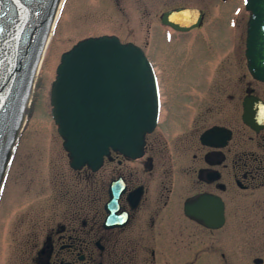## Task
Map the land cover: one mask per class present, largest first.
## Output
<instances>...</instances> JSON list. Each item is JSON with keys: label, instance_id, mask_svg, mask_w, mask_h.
Returning a JSON list of instances; mask_svg holds the SVG:
<instances>
[{"label": "flooded vegetation", "instance_id": "flooded-vegetation-1", "mask_svg": "<svg viewBox=\"0 0 264 264\" xmlns=\"http://www.w3.org/2000/svg\"><path fill=\"white\" fill-rule=\"evenodd\" d=\"M176 1L152 19L163 35L193 31L164 25L165 13L180 9L200 10L202 28L208 13L197 0ZM102 35L149 51L133 28ZM235 53L180 70L146 52L157 65L158 126L138 156L112 152L96 170L72 169L68 159L56 187V205L67 204L44 223L36 264H264V81L248 71L245 51ZM214 204L222 205L218 229L200 222Z\"/></svg>", "mask_w": 264, "mask_h": 264}, {"label": "water", "instance_id": "water-1", "mask_svg": "<svg viewBox=\"0 0 264 264\" xmlns=\"http://www.w3.org/2000/svg\"><path fill=\"white\" fill-rule=\"evenodd\" d=\"M59 2L0 0V187ZM246 5L252 13L246 52L249 68L264 81V0H247ZM182 12L166 15L164 22L173 24L171 17L179 19ZM193 12L195 24L186 26L199 25L201 16ZM50 105L71 167L87 165L95 170L111 150L131 157L142 153L145 135L158 122L157 79L138 46L122 44L117 37L88 38L61 55ZM222 222V214L215 213L207 225L219 227Z\"/></svg>", "mask_w": 264, "mask_h": 264}, {"label": "rangeland", "instance_id": "rangeland-1", "mask_svg": "<svg viewBox=\"0 0 264 264\" xmlns=\"http://www.w3.org/2000/svg\"><path fill=\"white\" fill-rule=\"evenodd\" d=\"M182 1L191 3L188 0L176 2ZM166 4L168 0L66 1L46 48L32 107L0 199V264H36L48 233L44 223L57 220L67 204L56 205L57 184L64 176L68 177L69 167L49 105L50 86L62 53L89 36L117 34L133 28L141 41L148 42L146 52L159 67L184 70L189 65L190 70L204 69L232 57L234 52L244 59L249 17L245 9L236 20V30L231 27L236 17L235 8L242 5V0H230L224 5L217 0L192 2L207 11L205 24L188 34L174 35L170 41H166L157 23L152 22ZM151 24L150 30L148 25ZM148 30L150 39L145 36ZM243 65L246 67V63ZM211 118L204 121H218L211 122ZM50 210H54L55 215Z\"/></svg>", "mask_w": 264, "mask_h": 264}, {"label": "bare ground", "instance_id": "bare-ground-1", "mask_svg": "<svg viewBox=\"0 0 264 264\" xmlns=\"http://www.w3.org/2000/svg\"><path fill=\"white\" fill-rule=\"evenodd\" d=\"M64 4V3H63ZM244 11H246V13H249V14H251L252 15V13H251V11H249L248 9H247V5H245V10ZM196 14V13H195ZM185 21H186V19H184ZM192 20H194V17H192ZM53 31H54V29H53ZM52 35H53V32H52ZM51 35V36H52ZM51 40V39H50ZM50 42V41H49ZM48 47V46H47ZM47 50V49H46ZM46 52L47 51H45V53H44V56H45V54H46ZM44 56H43V58H44ZM155 67V68H154ZM154 67H153V70H154V72H157V65H154ZM156 75H157V73H155ZM158 78V77H157ZM31 107H32V104H31V102L30 101H28V103L26 104V107H25V113L26 114H28L29 112H30V109H31ZM114 152L116 153V154H120V155H124V153L123 152H121L120 150H114ZM110 153H112V152H110ZM110 153H109V155H107V156H105L106 158H108V157H110ZM84 166H81L80 167V169L81 168H83Z\"/></svg>", "mask_w": 264, "mask_h": 264}]
</instances>
